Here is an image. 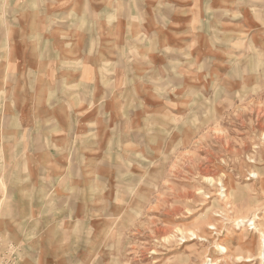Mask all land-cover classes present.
Segmentation results:
<instances>
[{"label":"rangeland","instance_id":"1","mask_svg":"<svg viewBox=\"0 0 264 264\" xmlns=\"http://www.w3.org/2000/svg\"><path fill=\"white\" fill-rule=\"evenodd\" d=\"M165 1L198 57L168 52L182 61L164 62L175 66L167 78H135L153 93L114 112L121 137L106 153L108 189L87 208L96 212L83 264H264L235 261L264 245V0ZM19 263V247L0 236V264Z\"/></svg>","mask_w":264,"mask_h":264},{"label":"crops","instance_id":"2","mask_svg":"<svg viewBox=\"0 0 264 264\" xmlns=\"http://www.w3.org/2000/svg\"><path fill=\"white\" fill-rule=\"evenodd\" d=\"M165 2L0 0V236L19 247V264L86 262L87 208L108 189L106 153L121 137L114 112L153 93L135 78L165 79L175 66L164 62L198 57Z\"/></svg>","mask_w":264,"mask_h":264},{"label":"bare ground","instance_id":"3","mask_svg":"<svg viewBox=\"0 0 264 264\" xmlns=\"http://www.w3.org/2000/svg\"><path fill=\"white\" fill-rule=\"evenodd\" d=\"M254 175H256L257 176V178H258V175L257 174H254ZM214 227V226H213ZM247 227V226H246ZM257 228H258V231L260 232V235H261V237H263L264 238V226L263 227H260V225H258V226H256ZM214 228H216V227H214ZM257 232V231H256ZM219 247V246H218ZM221 250H222V252L223 253H226L227 252V250L228 249H226V248H224V247H219ZM260 253H258V255H256V256H247V257H243V256H238L237 258H236V260L235 261H241V260H245L244 262L245 263H251V262H254V261H256V260H259L260 259V256H263V258H264V245L261 247V249H260ZM233 263H234V261H232ZM223 262H221L220 260H216V261H214L212 264H222Z\"/></svg>","mask_w":264,"mask_h":264}]
</instances>
